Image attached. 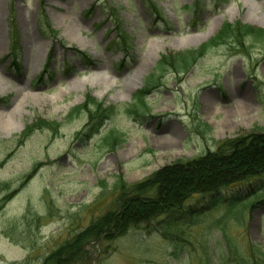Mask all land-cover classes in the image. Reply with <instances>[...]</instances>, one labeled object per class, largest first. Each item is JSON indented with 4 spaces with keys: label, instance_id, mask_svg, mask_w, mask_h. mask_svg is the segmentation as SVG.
Here are the masks:
<instances>
[{
    "label": "rangeland",
    "instance_id": "rangeland-1",
    "mask_svg": "<svg viewBox=\"0 0 264 264\" xmlns=\"http://www.w3.org/2000/svg\"><path fill=\"white\" fill-rule=\"evenodd\" d=\"M194 1L153 0L160 18L146 0H0V182L12 194L0 210V264H42L62 242L118 209L120 176L132 185L225 140L264 133V40L247 42L245 51L208 49L184 74L167 70L146 95L151 110L128 112L147 77L161 75L163 55L199 48L225 21L264 29V0H201L197 11ZM246 2L259 6L260 18L246 17ZM118 20L133 38L127 53L110 47ZM90 99L115 109L92 132L89 112L71 116ZM41 119L59 126L19 141L27 125ZM112 130L123 136L118 145ZM227 206L207 210L204 221L187 230L193 243L176 255L159 233L131 229L108 245L93 244V259L227 264L216 247L221 231L203 229ZM227 235L246 259L252 245L264 249V205L229 219Z\"/></svg>",
    "mask_w": 264,
    "mask_h": 264
},
{
    "label": "trees",
    "instance_id": "trees-1",
    "mask_svg": "<svg viewBox=\"0 0 264 264\" xmlns=\"http://www.w3.org/2000/svg\"><path fill=\"white\" fill-rule=\"evenodd\" d=\"M221 0H213L214 3ZM149 8L155 10L162 18L161 11L153 0H146ZM201 0L194 1V9L201 6ZM111 17L115 20L116 12L111 9ZM48 21V20H47ZM46 25H50L49 21ZM42 33L47 34V31ZM51 31L54 30L51 28ZM117 37L110 47L129 52L133 47V38L122 27L120 21L116 25ZM264 40V29L254 27L241 21H225L218 33L197 49L179 51L163 55L157 66V72L147 77L145 87L136 93L134 103L128 112L143 116L151 108L146 101V95L160 84V77L167 70L187 73L208 49L228 46L232 50L248 49L247 42ZM253 45V44H252ZM84 54V53H83ZM86 57H89L85 54ZM51 57V56H50ZM50 57L45 73L49 72ZM91 59V57H89ZM18 63L17 58H14ZM39 78H42L40 76ZM95 100V101H94ZM90 99L73 110L71 116L82 110L90 114L87 128L92 132L100 120L109 119L115 113L114 106H106L102 101ZM90 105V107H88ZM100 125V124H99ZM58 123L45 119L27 125L19 141L29 138L36 130H55ZM113 144L123 141V136L111 131ZM117 185L120 190L118 209L108 211L103 216L93 220L87 227L62 242L48 253L42 264H98L99 259H93V244L108 245L118 238L128 234L131 229H144L151 233H159L166 240H171L173 253L186 249V243L193 241L187 232L193 224L204 221L206 211L227 204L225 212L218 218L206 223L204 232L221 231L223 242L218 241L216 247L220 250V259L224 263L264 264V249L252 245L248 259L238 253L237 247L227 235V225L233 216L242 219L246 211H252L261 204L264 205V133L250 132L234 139L225 140L215 150H209L204 155L190 160H178L166 165L150 177L132 185L126 184L122 177ZM243 186L244 191L239 190ZM0 210L12 194H5L9 184L0 182ZM5 191V192H3ZM184 226V227H183ZM205 240V239H204ZM205 248L210 256L208 242ZM93 247V248H92ZM215 253V250H213ZM212 257H209L210 260Z\"/></svg>",
    "mask_w": 264,
    "mask_h": 264
},
{
    "label": "bare ground",
    "instance_id": "bare-ground-1",
    "mask_svg": "<svg viewBox=\"0 0 264 264\" xmlns=\"http://www.w3.org/2000/svg\"><path fill=\"white\" fill-rule=\"evenodd\" d=\"M246 4H247L246 6L248 8L247 13H246V17L249 18V19L260 18L258 13H257V10H258L259 6H256V4L247 3V2H246ZM155 52H157V51H155ZM93 76H94L93 74H91L90 76H86V79H88V81L91 80V82H92L94 80V78H95Z\"/></svg>",
    "mask_w": 264,
    "mask_h": 264
}]
</instances>
